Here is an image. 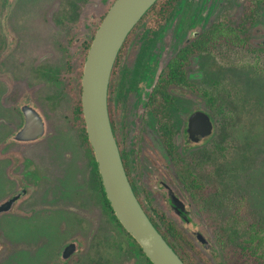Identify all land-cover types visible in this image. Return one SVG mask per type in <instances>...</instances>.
<instances>
[{
	"label": "rangeland",
	"instance_id": "1",
	"mask_svg": "<svg viewBox=\"0 0 264 264\" xmlns=\"http://www.w3.org/2000/svg\"><path fill=\"white\" fill-rule=\"evenodd\" d=\"M114 1L0 0L2 29L30 32L35 41L39 40V49L24 56L32 70L28 67L27 71L23 62L15 63L14 72L18 79L23 78L14 84L18 101L14 130L22 122V104L32 105L47 129L45 137L37 142L39 148L59 147L61 152L67 148L73 156L77 153L80 157L75 144H82V148L88 145L84 123L74 112L80 101L81 65L88 43ZM244 8L242 0H183L167 20L156 23L149 16L131 33L111 81V119L137 193L157 225L162 228L163 214L167 221L183 229L186 243L181 252L190 264H245L238 253L229 248L224 251L216 240L218 226L232 236L229 220L233 205L240 200H245L249 217L264 224V5L247 26L245 34L250 42L241 45L231 39L232 35H219L211 46V55H195L188 65L192 82L203 89L216 88L215 92L221 94L225 100L223 115H214L200 94L171 88L177 149L193 167L194 158L204 162L197 170L205 186L200 203L178 181L145 102L167 62L183 46L221 21V17L226 26L235 28ZM40 29L44 33L41 38ZM253 48H257L254 55ZM255 58L260 60L257 67L252 66ZM36 67L43 70L39 72ZM197 109L213 116L214 131L211 136L188 144L184 130L189 114ZM4 115L1 113L0 120ZM7 133L0 121V139ZM14 143L21 152L33 154V147ZM216 145L223 146V150ZM88 146L83 159L91 156ZM9 163L4 161L0 166V201L14 194L16 186L6 172ZM67 183L60 194L63 208L49 207L55 204L47 206L37 196L32 205L31 201L25 203L20 214L0 217V264H148L133 240L115 219L106 215L100 199L98 213L76 223L85 208L91 209L86 202L85 185L78 181ZM165 186L185 203L193 215L191 221L181 222L171 210ZM70 205L78 206L80 212ZM70 241L77 246L68 262L63 251Z\"/></svg>",
	"mask_w": 264,
	"mask_h": 264
},
{
	"label": "water",
	"instance_id": "2",
	"mask_svg": "<svg viewBox=\"0 0 264 264\" xmlns=\"http://www.w3.org/2000/svg\"><path fill=\"white\" fill-rule=\"evenodd\" d=\"M157 0H115L97 28L84 62L81 101L86 133L91 144L106 197L125 231L141 247L152 264H186L158 231L141 205L129 180L120 148L111 125L108 95L114 64L126 38ZM264 43V41L262 42ZM25 124L16 139L33 141L44 134V123L31 106H24ZM213 116L202 109L191 112L185 133L188 142H199L214 131ZM171 210L181 222L193 215L185 203L167 186ZM15 198L0 205V212L10 208ZM199 240L204 243L200 236ZM75 245L66 248L69 257Z\"/></svg>",
	"mask_w": 264,
	"mask_h": 264
},
{
	"label": "trees",
	"instance_id": "3",
	"mask_svg": "<svg viewBox=\"0 0 264 264\" xmlns=\"http://www.w3.org/2000/svg\"><path fill=\"white\" fill-rule=\"evenodd\" d=\"M182 1L183 0H157L150 7V9L144 14V16L141 18V20L126 38L117 56L112 74L114 73L115 66L118 63L121 53L125 45L127 44L131 33L138 27V25L141 24L149 16H152L154 18V22L156 23L167 20L172 14V12ZM242 2L245 8L240 22L235 26V28L226 26V20L223 19L224 17H221V21L213 23L207 31H205L200 36L196 37L193 41L183 46V48L180 49L167 62L163 72L156 80L152 91L147 94L148 100L147 102H145V107L147 111H149L153 116L164 149L166 150L169 158L171 159L178 181L182 185L183 189L188 193V195L193 198L194 201H197L199 203L201 202V194L204 191L205 186L199 179V176L197 175V170L200 165H202L204 162L198 161L194 158L192 163L195 164V167H193L188 162V160L183 157V155H180L177 149L175 143L176 128L172 118L173 108L175 105V98L171 93V88L177 87L182 89H188L194 93L200 94L202 97H204L207 102L208 108L214 112V115H223L225 113L224 109L222 108V103L225 100L223 99L220 93L215 92L216 88H213L212 90L203 89L198 84L192 82L189 79L187 68L193 56L204 54L211 55L213 50H211V46H214L215 43L213 42L219 35L220 37L232 35L231 39H233V41L241 42V45L247 43V40L250 42V39L248 35L245 34V32L247 30L248 24L253 23L255 21L257 11L262 5H264V0H242ZM103 18L101 19V21L103 20ZM92 40L88 43L86 47V54L83 58V63L81 65L83 67ZM256 49L257 48H253L252 54L256 51ZM259 61V59L255 58V62H253L252 66H259ZM81 76L79 78L80 101L79 106L75 109L74 112L80 116L81 121L84 123L85 138L88 142V145H90L91 147L86 133V124L81 101ZM109 103L110 102L108 98V108ZM216 148L223 150L224 147L216 145ZM95 163L97 165V162ZM107 204L109 205L110 210L113 211L111 204L108 200ZM244 204L245 200L242 199L239 203H235L233 205V215L230 217L231 219L229 220V223L232 224V236H230L229 233L225 231L223 227L222 229H220V226H218L216 240L220 248H222L224 251L226 250V248H229L230 250H232L233 253H238L237 257L239 256V258H241L245 264H264V224L254 221L251 217H249L247 207ZM113 217L115 221L119 224V226L124 230V232L138 246L140 253L148 261V264H152L151 261L143 253L138 243L131 237L129 233L125 231V229L115 216L114 212ZM150 218L158 229V231L163 235V237L167 240V242L175 250V252L183 259L186 264H190L181 252L183 245L186 243V237L183 229L175 223L167 221L163 214L160 215V220L162 222V225L164 226V230L163 226L161 228L155 223L152 217Z\"/></svg>",
	"mask_w": 264,
	"mask_h": 264
},
{
	"label": "flooded vegetation",
	"instance_id": "4",
	"mask_svg": "<svg viewBox=\"0 0 264 264\" xmlns=\"http://www.w3.org/2000/svg\"><path fill=\"white\" fill-rule=\"evenodd\" d=\"M7 23H9V20L7 21ZM3 27L2 25L0 26V92L3 93L0 95V115L1 113L2 115L5 114V117H3L0 121L5 124L8 133L4 139H0V166H3L4 161L10 162L6 169V172L7 175H10L11 181L16 183V186L14 187V194L11 193L0 201V205H2L11 198H15V200L11 203L9 209L0 212V217L6 213L20 214V210L25 208L27 203H29L30 201L32 205V202H34V198H37V196L41 198L40 200L45 205L48 204L47 206H49L52 202L55 204L54 206L49 207L63 208L64 204L60 198V194L64 191L66 183L69 180L71 182L67 183L68 185H71L72 182L75 181H78L80 182V184L85 185L84 194L89 209H91L89 211L88 208H85V210L82 212L83 217L77 218L75 220L76 223L84 222L88 218H93V214L95 212L98 213V199L101 200L103 206L102 208L106 215H108V217L113 221V211L110 210V207L107 204L108 199L106 197L101 176L99 177L100 174L98 165H96L95 163L96 160L94 154L91 153V156L89 155V157L87 155L86 159L82 158V156H84V153L86 154L89 151L88 149H90L87 144H84V146H86L85 148H82V144H75L77 147L76 150H78L80 153V157L77 156V153L76 156H73L72 153L68 152L67 148L63 149V152L59 150V147L49 150L39 148L37 142L45 137L47 133L46 124L42 118L41 119L44 123L45 128L44 134L42 136L33 141H21L16 139V134L22 129L25 124L23 107L33 106L25 103L22 104V106L20 107L22 122L20 126L16 130H14V114H17L16 110H18V101L15 98L16 95L14 91V84L15 82L23 79H18L14 72L17 68L16 66L18 65V63L23 64V62L26 63V68L28 71L31 65L29 64V61L26 62L24 56L26 55L27 57L30 52H34L39 49V40L35 41V37H33V35H30V32L14 33V30H4L2 29ZM6 27H8V24L6 25ZM43 34L44 33H42V29H40L38 36L41 38ZM15 63L17 65H15ZM33 69L36 70L35 67ZM38 69L39 72L43 70V68L40 67ZM29 70L32 69L30 68ZM27 76L29 77V74H27ZM112 77L113 74L110 79L108 98H110L111 94ZM109 116L129 180L136 196L145 209L137 193V188L135 187V184L131 178L128 168V159L121 148L117 135L116 125L113 119H111L110 111ZM14 142H21L22 144H27L28 146L33 147V154L26 151L21 152L22 150H19L20 147L17 146V144L15 145ZM70 206L71 209H76V211L80 212L78 206ZM145 211L147 212L146 209ZM72 244L75 245L74 251L69 257L65 258L64 253L66 251V248ZM76 246L77 244L74 241H70L65 247L63 251V257L66 261L69 262V260L72 258L71 256L76 253Z\"/></svg>",
	"mask_w": 264,
	"mask_h": 264
}]
</instances>
